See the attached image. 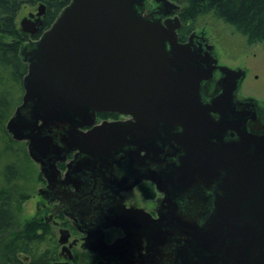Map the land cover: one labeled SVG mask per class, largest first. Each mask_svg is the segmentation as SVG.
Returning <instances> with one entry per match:
<instances>
[{"label": "water", "instance_id": "95a60500", "mask_svg": "<svg viewBox=\"0 0 264 264\" xmlns=\"http://www.w3.org/2000/svg\"><path fill=\"white\" fill-rule=\"evenodd\" d=\"M152 1L69 0L35 39L44 4L20 17L27 71L5 129L47 180L75 151L68 167L91 177L155 184L127 264H264V109L203 30L178 41L177 3Z\"/></svg>", "mask_w": 264, "mask_h": 264}, {"label": "trees", "instance_id": "16d2710c", "mask_svg": "<svg viewBox=\"0 0 264 264\" xmlns=\"http://www.w3.org/2000/svg\"><path fill=\"white\" fill-rule=\"evenodd\" d=\"M181 28L179 41L186 40L192 25L188 21L203 14H212L232 28L248 43L264 41V0H178ZM69 0H0V127L6 144L4 154L11 158L2 165L0 176V264H62L56 263L55 241L41 250V244L49 234L48 228L38 226L34 220L21 221L22 206L29 196L19 183L28 178V163L31 159L24 141L13 139L5 129V123L12 115L7 113L13 106V91L23 92L22 78L27 64L22 59L20 48L27 35L20 31L17 16L20 6L43 3L45 13L39 34L55 19L60 9ZM13 101V102H12ZM20 101V95L19 99ZM101 113H98V117ZM39 177V175H38ZM44 228V229H43Z\"/></svg>", "mask_w": 264, "mask_h": 264}, {"label": "flooded vegetation", "instance_id": "af4514ba", "mask_svg": "<svg viewBox=\"0 0 264 264\" xmlns=\"http://www.w3.org/2000/svg\"><path fill=\"white\" fill-rule=\"evenodd\" d=\"M154 6L155 3L149 5ZM100 113L96 123L127 118L119 113ZM74 155L75 151H69L64 160L55 162L58 172L50 175L49 180L41 175L35 163L39 186L32 194L36 200L34 221L44 228L51 225L57 228V258L64 261L57 259L56 263L78 264L77 257H81L87 264H127L130 257L137 255L131 225L142 222L141 218H156L163 194L149 180L122 184L120 176L108 181L100 176L91 177L89 172L73 165L68 167ZM81 156L84 155H77ZM122 239L127 242H122L120 249L114 248V254H107L100 242L114 245Z\"/></svg>", "mask_w": 264, "mask_h": 264}, {"label": "rangeland", "instance_id": "374dc122", "mask_svg": "<svg viewBox=\"0 0 264 264\" xmlns=\"http://www.w3.org/2000/svg\"><path fill=\"white\" fill-rule=\"evenodd\" d=\"M148 4L153 3L152 0H147ZM177 3L181 9L182 5L178 0H172ZM37 5H27L24 4L20 6L18 16L16 17L17 23L20 17L28 15V13L36 12ZM178 9V10H179ZM180 11V10H179ZM178 11V13H179ZM193 30L191 31H205L207 40L214 45L215 53L218 57V62L221 65H227L229 67L242 68L245 72V77L242 79V84L238 91L239 98L252 97L257 101L259 107L264 109V41L248 43L246 38L241 34L237 33L232 26L223 23L219 19L215 18L212 14H203L197 16L194 20L188 21L187 26H191ZM27 40L23 42L22 46L25 45ZM13 106L7 113L14 111L15 107L20 104L21 96L23 92H19L16 88L13 91ZM20 95V101H18ZM12 101V102H13ZM6 144L4 142V137L0 127V176L2 171V165L7 162L11 157L4 154V147ZM32 161V160H31ZM30 171L28 172L30 176L24 178L19 185L24 188V196H29L22 206L21 221L34 220V213L36 206V200L33 197L36 187L39 186L38 177V167L33 163H28ZM1 178V177H0ZM44 229V228H43ZM49 234L46 235V240L41 244V250L46 249L51 245V249L55 241V252L57 257V252L59 247L56 243V237L58 238L57 228L54 226H48ZM58 259V258H57ZM59 261H64V259H58ZM78 264H87L84 258L77 257ZM96 264V263H95Z\"/></svg>", "mask_w": 264, "mask_h": 264}]
</instances>
